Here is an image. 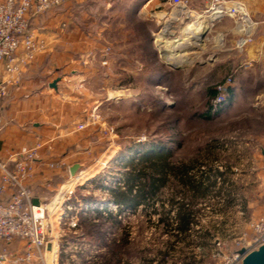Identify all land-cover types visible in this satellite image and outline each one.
Segmentation results:
<instances>
[{
	"label": "rangeland",
	"instance_id": "1",
	"mask_svg": "<svg viewBox=\"0 0 264 264\" xmlns=\"http://www.w3.org/2000/svg\"><path fill=\"white\" fill-rule=\"evenodd\" d=\"M86 1L104 4L109 0ZM104 8L98 11V18L107 28L103 40L105 48H110L108 57L113 60L112 66L102 70L97 64V71L87 83L77 87L78 92L84 93L80 94L84 105L99 106L97 122L89 120L88 129L93 132L91 138L95 145L83 157V164L71 182H62L54 192L55 195L74 186L71 204L75 209L63 223L66 235L61 263L103 264L118 250L132 264H146L150 258L163 260L164 254L176 260L184 253L192 262L217 264L213 256L214 242L220 240L227 251L234 250L235 238L249 230L247 225L251 221L246 216L249 210L245 206L255 201L264 205V174L255 177L257 158H261V150H264V113H258L253 107H258L256 104L260 102L253 98L259 89L256 81L264 77V39L261 38H264V23L256 21L249 11L255 27L252 43L245 45L244 50L237 47V33L227 34L216 24L205 33L202 47L186 49L188 61L170 62L165 58L170 51L165 50L155 35L165 24L173 23V34L165 38L172 41L181 37L193 20L174 23L166 21L168 17L160 19V27H154L156 32L152 38L151 24L131 17L121 19L125 8L120 5ZM233 28L237 30L235 23ZM255 44L260 54L256 59L247 60L252 62L247 69L243 52ZM119 53L125 54L126 59ZM240 64L243 69H254L253 77L243 87L246 95L252 97L251 101L246 96L236 113L224 114L223 111L213 120L197 117V112L205 110L211 100L210 88L217 89L233 74L234 66ZM156 72L161 76L155 84L150 74ZM260 89L264 92V87ZM85 128L82 130L86 131ZM149 146H165L173 154L174 162L199 158L204 161L201 171L213 174L218 170L222 175H229L224 181L221 175L217 178L213 175L216 183L210 186L206 196L193 200L191 194H187L193 206L200 209L202 223V228L190 232L189 236L176 237L174 230L176 207H171L170 199L180 200V191L185 189L174 178L152 204L128 208L118 215L119 208L108 202L113 188L127 185L125 173L142 158V148ZM209 167L214 171L210 172ZM86 179L89 181L83 183ZM91 197L95 199L92 203L95 201L97 205L95 213L86 210ZM231 205L234 208H229ZM111 212L113 216L118 215L119 221L110 218ZM163 217L168 221L160 220ZM74 218L78 225L69 229ZM57 220L55 216L49 219L56 230ZM127 231L131 233L126 237ZM167 244H171L170 249ZM48 255V263L54 264L53 254Z\"/></svg>",
	"mask_w": 264,
	"mask_h": 264
},
{
	"label": "crops",
	"instance_id": "2",
	"mask_svg": "<svg viewBox=\"0 0 264 264\" xmlns=\"http://www.w3.org/2000/svg\"><path fill=\"white\" fill-rule=\"evenodd\" d=\"M188 1L192 7L201 9L211 0ZM240 1L246 4L256 21L264 23V0ZM117 5L125 8L120 15L121 19L127 20L131 17L151 24L153 29L149 33L152 38L156 29L160 27L159 20L168 17V8L164 6L162 0H109L104 4L86 0H63L55 9L31 19L35 40L42 44L43 48L36 52L34 60L22 68L17 78L9 82L8 95L4 98L0 97V151L7 158L22 147L42 144L40 158L36 161L35 172L29 182L33 201L36 203L50 199L59 184L71 179V166L76 163L82 165L83 157L95 145L91 138L93 132L88 129L91 123L89 120L97 122L99 106L84 105L80 99L82 96L80 94L84 93L78 92L77 87L87 83L88 78L97 71L95 67L97 64L102 70L112 66V59H109V67L102 65L105 50L103 32L107 28L103 26L104 22L102 24L99 22L98 11L104 7L111 9ZM233 24L232 18H225L217 23V26L227 34L231 31L235 34ZM261 38L264 39L262 36ZM259 49L256 44L247 47L246 52H243V60L256 59L260 54ZM121 56L126 59L125 54ZM234 67L233 76H230L233 83L226 88V99L223 102L225 104L218 114L223 111L224 114L237 112L247 96L243 87L251 79L250 77H253L254 69H243L241 64ZM156 73L150 74V80L155 84L159 82ZM8 78L5 61L0 60V79ZM55 80H58L57 86L53 87ZM258 80L256 82L259 89L253 98L260 102L256 104L259 105L258 107H253L258 113H264V92L260 89L264 87V77L263 80ZM247 98L248 101L252 99L248 96ZM80 124H86V131L79 128ZM260 155L261 158L260 156L257 158L259 160L255 177L264 174V150H261ZM52 164L54 166H51ZM229 172L233 173L230 169ZM220 177L224 181L229 175L226 173ZM6 197L8 199L9 194ZM258 203L255 201L245 206V209L249 210L246 216L250 221L264 215V205ZM94 205H96L95 201L92 203V200H89V207L95 209L97 205ZM229 208L234 207L231 205ZM247 227L249 228V225ZM17 244L20 243L16 242L14 246ZM167 246L168 249L171 248V244ZM150 260L154 261L155 258ZM164 262L158 260L157 264ZM173 264L202 263L192 262L184 253L176 258Z\"/></svg>",
	"mask_w": 264,
	"mask_h": 264
},
{
	"label": "built area",
	"instance_id": "3",
	"mask_svg": "<svg viewBox=\"0 0 264 264\" xmlns=\"http://www.w3.org/2000/svg\"><path fill=\"white\" fill-rule=\"evenodd\" d=\"M62 2L63 0H0V60L5 61L6 74L9 75L7 80L0 79V97L8 95L9 82L17 78L22 68L34 60L36 52L43 48V45L35 40L31 19ZM162 2L168 8L166 21H199L206 23L210 29L223 19L232 18L239 35L238 49L244 50L245 45L252 43L255 23L246 4L240 0H211L205 9L192 7L188 0ZM166 29L167 24L160 31ZM103 52L102 65L109 67L110 48H105ZM244 66L249 69L252 62L247 61ZM232 83V78L228 77L223 84L217 86L219 94L215 98L216 106L225 102L226 88ZM84 127V124L79 125L80 129ZM41 148V143L22 147L7 158L0 151V264H49L48 254H53L54 264H62L60 254L63 252V240L66 235L63 223L74 213L75 207L71 204L74 186L69 184L72 188L60 190L44 202L33 201L29 182L34 175ZM71 179L68 180L69 183ZM7 194L10 196L8 199ZM191 208L194 215L190 232H196L202 228L199 221L200 209L193 205ZM90 209L94 211L93 208L86 207L87 211ZM173 214L175 217L176 208ZM52 216L58 218L57 230L49 221ZM175 223L177 226V221ZM77 225L78 222L74 218L68 227L75 229ZM16 242L20 244L14 246ZM214 243L213 256L218 260L217 264H242L249 253L264 245V215L251 220L249 230L235 238L234 250L227 251L225 243L220 240ZM164 255L163 264L174 263V259H169V254ZM145 263L157 264L158 260Z\"/></svg>",
	"mask_w": 264,
	"mask_h": 264
},
{
	"label": "trees",
	"instance_id": "4",
	"mask_svg": "<svg viewBox=\"0 0 264 264\" xmlns=\"http://www.w3.org/2000/svg\"><path fill=\"white\" fill-rule=\"evenodd\" d=\"M156 74H158V79L160 80V73L157 72ZM209 91L211 100L208 102L207 108L196 114L197 117L204 120L215 119L219 113L218 111L225 104L216 106L215 98L219 94V91L215 87L210 88ZM160 142L163 143L162 140ZM163 148L165 146L142 148V158L136 164L133 163L131 169L125 173L127 185L124 188H113L108 202L115 204L119 208L118 215L128 208L152 204L163 188L170 187L171 178H174L185 188L183 191H180L182 200L170 199L171 207H176L174 219L177 221V226L174 230L177 231L176 237L189 236L194 210L191 208L193 205L192 200L188 199L189 196L187 194L190 193V197L193 200L200 196H206L210 186L216 183L213 178H217L222 173L218 170L214 171L212 167H209L208 170L210 172L214 171L213 174L201 171L200 167H202L204 161L199 160V158L190 161L174 162L173 154L166 148ZM93 199L91 197V200ZM109 215L110 218L119 221L117 220L118 215L113 216L112 212ZM160 220L168 221L166 217ZM126 233L127 237L131 232L127 231ZM103 264H131V262L120 251L115 250L112 256L107 257Z\"/></svg>",
	"mask_w": 264,
	"mask_h": 264
},
{
	"label": "bare ground",
	"instance_id": "5",
	"mask_svg": "<svg viewBox=\"0 0 264 264\" xmlns=\"http://www.w3.org/2000/svg\"><path fill=\"white\" fill-rule=\"evenodd\" d=\"M173 29V23H168L167 29L160 31L157 34V41L161 44L163 43L165 50L170 51L165 55L167 60L170 62H186L188 61L186 49L202 47L204 45V34L209 30V27L206 23L199 21L188 23L181 37H175L172 41H167L165 38H167L166 36L173 34ZM218 40L221 43V37ZM88 181L89 179H86L83 183H87Z\"/></svg>",
	"mask_w": 264,
	"mask_h": 264
},
{
	"label": "water",
	"instance_id": "6",
	"mask_svg": "<svg viewBox=\"0 0 264 264\" xmlns=\"http://www.w3.org/2000/svg\"><path fill=\"white\" fill-rule=\"evenodd\" d=\"M205 35V34H204ZM177 68L176 65H173ZM57 81L55 80L52 84L53 87L57 86ZM81 164L76 163L70 168L71 176H76L77 172L79 171ZM242 264H264V245L260 246L257 250L252 251L249 253L243 260Z\"/></svg>",
	"mask_w": 264,
	"mask_h": 264
}]
</instances>
